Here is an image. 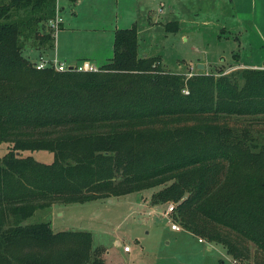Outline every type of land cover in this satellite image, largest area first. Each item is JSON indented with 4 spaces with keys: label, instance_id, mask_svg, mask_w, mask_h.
<instances>
[{
    "label": "trees",
    "instance_id": "obj_1",
    "mask_svg": "<svg viewBox=\"0 0 264 264\" xmlns=\"http://www.w3.org/2000/svg\"><path fill=\"white\" fill-rule=\"evenodd\" d=\"M57 9L0 0V264H103L92 232L24 221L56 203L155 187L151 202L175 203L184 230L236 263L264 264V141L231 122L264 119V68L166 70L139 53L134 23L115 31L96 71L37 69L27 50L55 48Z\"/></svg>",
    "mask_w": 264,
    "mask_h": 264
},
{
    "label": "rangeland",
    "instance_id": "obj_2",
    "mask_svg": "<svg viewBox=\"0 0 264 264\" xmlns=\"http://www.w3.org/2000/svg\"><path fill=\"white\" fill-rule=\"evenodd\" d=\"M78 1L58 0L63 22L55 48L59 45L60 55L77 53L90 58L97 67L106 62L113 50L115 22L120 28L136 23L139 53L143 55L146 50L160 56L163 67L172 72L225 74L245 68L236 55L248 60L253 40H257L248 9L231 0ZM170 21H178V31L166 29ZM31 52L28 55L32 60L37 59V50ZM201 63H206L204 69H198ZM231 122L250 127L258 141H264V119L240 117ZM8 150L9 146L0 144V157ZM23 154L43 162L54 160V154L47 150H28ZM159 188L87 202L56 203L37 210L24 224L49 221L55 231L92 232L94 248L100 250L103 264H245L236 263L222 244L200 242L198 236L183 228L172 229V222L181 224L174 212L162 215L168 203L151 202L152 194ZM125 246L130 252L124 251Z\"/></svg>",
    "mask_w": 264,
    "mask_h": 264
},
{
    "label": "crops",
    "instance_id": "obj_3",
    "mask_svg": "<svg viewBox=\"0 0 264 264\" xmlns=\"http://www.w3.org/2000/svg\"><path fill=\"white\" fill-rule=\"evenodd\" d=\"M84 0H79V2H83ZM232 2L236 3V5H240L242 4V6H246L245 9H248V13L250 14V18L249 21L252 23V29H253V34L254 37L257 40H253L254 42V47L256 48H252L249 51V59L248 60H241V56H239L238 54L236 55V57L239 59L238 62L241 63V65H245L246 67H250V68H264V0H240V2H236L235 0H231ZM157 20V16H154V22H156ZM63 22V21H62ZM98 26H104L102 24L98 25ZM120 27H122L119 23L115 22L114 26H112V52L110 54H108V56L105 59H109L113 56V52H114V35H115V31L117 29H119ZM130 27V26H129ZM59 36V35H58ZM31 51H33L32 49H30ZM31 51L27 50V54L32 53ZM52 51V53H51ZM47 54L49 57L57 55L62 61H65L67 63L70 64H75L81 61H89L91 63H93V61H91L90 58H87L85 56H79V54H68V53H62V55H60L59 53V45L57 48H54L53 50H49L47 52L45 51H38L37 50V57H39L40 54ZM143 56H154L149 54L148 52H146V50H143ZM236 58V59H237ZM105 60V61H107ZM105 63L104 61L102 62V64ZM206 67V63L204 64ZM192 69V68H191ZM187 73V72H186ZM125 251V250H124ZM125 252H130V251H125Z\"/></svg>",
    "mask_w": 264,
    "mask_h": 264
},
{
    "label": "built area",
    "instance_id": "obj_4",
    "mask_svg": "<svg viewBox=\"0 0 264 264\" xmlns=\"http://www.w3.org/2000/svg\"><path fill=\"white\" fill-rule=\"evenodd\" d=\"M62 23V16L59 11V7L57 9L56 17L51 19L49 21V26L54 32L55 36L57 37L58 31L60 29ZM34 66L37 69H44L46 67H53L57 71H66V70H77V71H96L98 70V67L94 65L93 63L89 61H81L75 64H70L65 61H62L57 55L49 57L47 54L43 53L40 54L39 57L34 61ZM194 72H187L188 76H191ZM185 93H189V90L186 88L184 89ZM176 205L173 202H170L167 204L166 209L162 213L164 216H169L170 213H173L175 211ZM171 228L175 230H181L182 227L175 222H172ZM200 242H204L205 240L203 238H199ZM125 251H129V246L124 247Z\"/></svg>",
    "mask_w": 264,
    "mask_h": 264
},
{
    "label": "water",
    "instance_id": "obj_5",
    "mask_svg": "<svg viewBox=\"0 0 264 264\" xmlns=\"http://www.w3.org/2000/svg\"><path fill=\"white\" fill-rule=\"evenodd\" d=\"M204 68H205L204 64L201 63V64L198 65V69H204Z\"/></svg>",
    "mask_w": 264,
    "mask_h": 264
}]
</instances>
